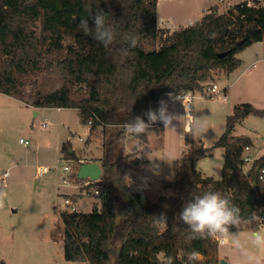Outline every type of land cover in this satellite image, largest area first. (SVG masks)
I'll use <instances>...</instances> for the list:
<instances>
[{"label": "trees", "instance_id": "trees-1", "mask_svg": "<svg viewBox=\"0 0 264 264\" xmlns=\"http://www.w3.org/2000/svg\"><path fill=\"white\" fill-rule=\"evenodd\" d=\"M99 9L108 13L116 29L115 42L105 47L78 29L82 18ZM89 25L93 27L89 18ZM139 37L129 56L126 35ZM264 40V4L246 0L220 13L213 6L190 26L167 31L158 27V0H0V93L36 109L70 108L82 123L97 116L92 131L102 121L104 129L100 204L90 212H60L66 261L85 264H163L172 256L186 264L187 253L202 254L200 264H220L219 242L193 238L178 219L185 203L208 191L219 192L249 218L262 217L264 187L257 158L245 174L244 149L252 146L246 135H236V125L249 115L264 111L250 103L236 105L226 119V129L214 147L189 148L173 163L175 178L164 184L170 195L152 200L144 187L129 180L130 169L149 161L138 151L120 154L126 133L121 125L156 109L168 93L203 92L220 72L241 66L236 55ZM224 56L220 57L221 54ZM41 81L39 82V79ZM48 76L50 84L43 83ZM146 119V117H145ZM138 146L148 143L147 135ZM71 142L63 143L65 159L78 161ZM223 150L220 179L206 175L197 162ZM71 180L81 182L76 175ZM256 183V185H254ZM164 214L166 220L159 219ZM259 220L242 223L231 232L255 230ZM0 264H7L0 260Z\"/></svg>", "mask_w": 264, "mask_h": 264}, {"label": "rangeland", "instance_id": "rangeland-1", "mask_svg": "<svg viewBox=\"0 0 264 264\" xmlns=\"http://www.w3.org/2000/svg\"><path fill=\"white\" fill-rule=\"evenodd\" d=\"M209 1L159 0L158 16L161 20L158 27L171 31L172 28L164 27L185 26L191 18L203 12ZM236 57L241 60L238 69L232 73H217L206 84L205 89L207 85H216L218 92L213 96L197 92L191 103L193 114L202 115L207 123L205 134L194 135L181 117L180 121L175 122L176 129L163 127L162 130L153 126L147 146H138V137L126 134L123 138L120 154L139 151L158 165L140 174L141 182L151 183L146 186L151 199L156 198L157 194H171L169 190L157 187L154 176L173 180V162L181 157V152L187 153L188 147H214L225 132L227 116L233 113L236 105L250 103L264 111V41L253 43ZM49 77L54 79L55 76H48L43 83L49 85ZM169 110L182 114L179 102L170 101ZM34 112L33 107L0 93V176L5 172L9 174L0 187V260L7 264H85L69 262L64 258L63 222L60 217L63 210L60 204L67 194L75 201L83 200L78 209L87 213L100 202L95 196L76 195V199L70 195L79 193L80 183L70 180L74 172L63 170L68 159L60 149L65 141L70 140L71 150L75 151L79 160H99L103 153L104 129L110 133L120 124L99 126L88 136L87 127L75 109L63 108L58 112L57 108H46L39 115ZM43 121H49L51 125L44 128ZM235 134L248 136L254 141L253 155L264 157V115L247 116L236 125ZM84 137H88L86 142L81 141ZM21 138L28 140L30 146L20 144ZM57 164L59 170L53 169L42 178L36 176L38 166L54 167ZM197 167L206 175L220 179L223 150L214 148L212 156L198 161ZM226 240V244H219L222 251L230 246L229 240ZM232 251L234 260L236 257L248 261L244 263L240 260L239 264H252L249 258L241 257L243 253L240 249ZM261 264H264V258Z\"/></svg>", "mask_w": 264, "mask_h": 264}, {"label": "clouds", "instance_id": "clouds-1", "mask_svg": "<svg viewBox=\"0 0 264 264\" xmlns=\"http://www.w3.org/2000/svg\"><path fill=\"white\" fill-rule=\"evenodd\" d=\"M89 18L92 20L93 27L89 25ZM78 29L85 35H91L95 41L100 42L105 47L112 45L116 40L115 26L109 23L108 13L101 9L95 13L89 12L87 18H82ZM125 39L128 47L119 49V55L121 56H129L131 54L130 50L136 48L139 43V37L135 34H128ZM169 101L179 102L183 108V113L177 114L170 111ZM181 117L185 119L194 135H203L207 132L208 126L204 117L194 115L191 103L187 102L180 93H168V100L162 99L159 101L156 109L149 108L143 116H135L121 127L127 135L139 138L147 135L156 124H163L166 129H176L175 122L180 121ZM151 167L153 169L158 165L152 161ZM159 219L166 220V216L161 214ZM178 219L188 227L193 234V238L228 239L238 249L243 248L244 245L240 240L239 233L233 234L230 229L232 227L238 229L242 223L259 220L261 223L255 230L250 232L248 240L254 248L264 252V217L253 212L249 218L245 219L241 215V209L230 198L219 192L208 191L195 196L184 204L178 214ZM201 261L202 254L198 251L193 250L187 253L186 264H200ZM250 261H252V264H260L259 258L256 257H250ZM163 264H175L174 258L166 256Z\"/></svg>", "mask_w": 264, "mask_h": 264}, {"label": "crops", "instance_id": "crops-1", "mask_svg": "<svg viewBox=\"0 0 264 264\" xmlns=\"http://www.w3.org/2000/svg\"><path fill=\"white\" fill-rule=\"evenodd\" d=\"M243 1H246V0H210L209 1V4H208V6H206V8L203 10V12L201 13V14H198V16L197 17H195V18H191L188 22H187V24L185 25V26H180L179 28H174L173 27V25H171V26H166V27H164V28H168V29H171V31H174V30H178V29H180V28H184V27H187V26H190L191 24H193L195 21H197V20H199L207 11H209L210 10V8H212L213 6H218V8H219V12L220 13H224V12H226L228 9H229V7H231V6H233V5H236V4H238V3H240V2H243ZM262 1V3L264 4V0H261ZM158 3H159V0H158ZM200 16V18L198 19V17ZM160 17L158 16V25L160 24ZM160 26V25H159ZM264 41V40H263ZM255 65V64H254ZM196 94H197V92H195L194 93V99H195V97H196ZM193 99V100H194ZM192 100V101H193ZM180 107H181V104H180ZM35 109V112H34V114L35 115H39L40 114V111L41 110H44V109H46V108H43V109H36V108H34ZM57 110H58V112H61L62 110H63V108H57ZM76 110V109H75ZM78 111V110H77ZM79 113V112H78ZM181 113H183V111H182V107H181ZM58 115H60V113H58ZM228 117V116H227ZM49 122V121H48ZM186 122V121H185ZM50 123V122H49ZM50 125H51V123H50ZM157 127H161L162 128V130H164V126H163V124H158L157 125ZM241 135H243V134H241ZM88 136H89V134H88ZM150 136H151V134L150 133H148L147 134V138H148V143H146L145 145L144 144H142V145H144V146H147V144H149V141H150ZM264 140V139H263ZM68 141H70V140H67V141H65L64 143H66V142H68ZM252 141V146H251V150H250V152H249V154L251 155V156H253L254 158H260V157H257V156H254L253 155V149H254V147H255V145H254V141L253 140H251ZM71 142V141H70ZM188 149H189V147H188ZM147 150V149H146ZM145 150V151H146ZM75 152V151H74ZM138 153L140 154V152L138 151ZM184 154H186V153H184V152H181V157L180 158H178V159H181L182 157H183V155ZM141 155V157L143 158V159H145V160H147V161H149L148 159H146L145 158V156H144V154L143 153H141L140 154ZM101 158V157H100ZM100 158H98V159H100ZM177 159V160H178ZM176 161V160H175ZM86 162H88V161H86ZM91 162H98V160H95V161H92L91 160ZM174 163V162H173ZM151 162L149 161V163L148 164H146L144 167H142V168H140V169H130L129 171H128V177H129V180L130 181H132V182H134V183H136V184H138L139 186H141V187H144L145 189H146V186L147 185H149V184H151L150 182H141L140 181V174H142L144 171H146L147 169H150L151 168ZM202 170V169H201ZM203 171V170H202ZM174 178H175V175H174ZM154 181L157 183V187L159 188V189H164V184L165 183H167V182H172L173 180H170V178H162L160 175L159 176H154ZM166 190H169L170 191V193H171V190L170 189H166ZM146 192H147V190H146ZM158 193H161V192H159L158 191ZM70 195H73L74 196V198H76L75 196L76 195H78V194H70ZM69 195V196H70ZM161 194H157V196H156V198H153L152 200H155V199H157L159 196H160ZM170 195V194H169ZM65 197H67V194H66V196ZM77 199V198H76ZM98 201V200H97ZM76 202V204H77V207H79L80 206V204L83 202V200H76L75 201ZM78 211L79 212H82V211H80L79 209H78ZM251 231H253V230H251V229H244V230H242V231H235V232H232L233 234H236L237 232L239 233V237H240V240H241V242H242V244L244 245V247L243 248H240V250H241V252L243 253V255L241 256V257H245V259H247V258H249L250 259V257H253V256H256L257 258H259V260H260V264H261V262H262V259L264 258V252H261V251H259L258 249H256V248H252V245L250 244V242H249V240H248V237H249V234H250V232ZM224 240V242L222 243V244H220V245H224V244H226L227 243V240L226 239H223ZM228 244L230 245L229 247H228V249L227 250H224V251H222L221 250V247L220 248H218V256H219V259L221 260V259H225L226 260V262L227 263H229V264H239L238 262H240V260L242 261V262H244V263H248V261L247 260H244V259H238V258H236L235 256V260L233 259V251L232 250H234L235 249V247L232 245V243L230 242V240L228 241ZM223 253H225V254H223ZM237 261V262H236Z\"/></svg>", "mask_w": 264, "mask_h": 264}, {"label": "built area", "instance_id": "built-area-1", "mask_svg": "<svg viewBox=\"0 0 264 264\" xmlns=\"http://www.w3.org/2000/svg\"><path fill=\"white\" fill-rule=\"evenodd\" d=\"M205 87H204V90L202 92V93H204V95L207 94L209 96H213V95H215L218 92V88H217L216 85H207V88L206 89H205ZM180 94H182L184 96V98H185V100L187 102L192 103V100L194 99V93L193 92L180 93ZM162 99L163 100H168V94L162 96L159 101H161ZM182 111H183V108H182ZM96 121H98L97 120V116L94 115V116H91L90 119H88L87 123L85 124L86 127H87V130L89 132V135L92 134V127L96 123ZM99 123H100V126H106V124H104L102 121H99ZM157 125L158 124H156L154 126H157ZM42 126L44 128H47V127L50 126V123L48 121H43ZM87 138L88 137L81 138V141L86 142L87 141ZM263 139H264V134H263ZM19 143L22 144V145H24L25 147L30 146V142L28 140H26V139H23V138H21L19 140ZM250 150H251V147L250 146H247L244 149L242 169H243V172L245 174L248 172V170L251 168L252 164L256 160V158H254L253 156H251L249 154ZM140 156L141 155L138 154V158ZM71 162H72V165H71ZM88 162H91V161H88ZM83 163H86V161H84V160H79V161L67 160L66 164L63 166V170L66 171V172L72 171V174L74 172L75 175H76V177H77V171H78L80 165L83 164ZM53 169L59 170L60 169L59 168V165L57 164L54 167L38 166L36 168V176L38 178H42L43 176H45L47 173H49ZM8 177H9L8 172H5V173H3L0 176V187L6 182V180H7ZM258 179L261 182L262 186L264 187V166L263 167H260L258 169ZM65 182H66V180H65ZM101 182H102V179L101 180H98V181H92L90 179H86V180L82 181V183L80 182V184H78V186H79L78 196L80 195V196L87 197V196H95V195H98L99 194L98 185ZM78 186H77V189H78ZM60 205H61V210H63V211H68V212L78 211V207H77V204L75 202V199L73 200V199H71L68 196L63 198V201H62V203ZM262 217H264V212L262 214ZM260 223H261V221L259 222V224ZM218 242H219V244H222L224 242V240H218Z\"/></svg>", "mask_w": 264, "mask_h": 264}, {"label": "water", "instance_id": "water-1", "mask_svg": "<svg viewBox=\"0 0 264 264\" xmlns=\"http://www.w3.org/2000/svg\"><path fill=\"white\" fill-rule=\"evenodd\" d=\"M225 53L221 54L220 57L224 56ZM72 152V150L70 151ZM103 168L99 162H86L80 165L77 171V178L80 181L90 179L92 181H98L102 179ZM256 185V183L254 184ZM220 264H229L225 259L220 260Z\"/></svg>", "mask_w": 264, "mask_h": 264}]
</instances>
